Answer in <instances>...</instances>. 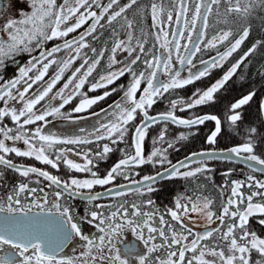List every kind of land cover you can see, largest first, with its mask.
Listing matches in <instances>:
<instances>
[{
    "label": "snow or ice",
    "instance_id": "6c2138e0",
    "mask_svg": "<svg viewBox=\"0 0 264 264\" xmlns=\"http://www.w3.org/2000/svg\"><path fill=\"white\" fill-rule=\"evenodd\" d=\"M16 4L26 8L16 9ZM8 7L17 14L3 15L5 8L0 5V181L7 172L22 179L0 199V264H264V237L250 223L257 217L256 223L264 229V181L252 175L246 181L229 180L235 171L229 169L221 173L224 183L216 186L217 204L203 195L206 184L200 181L214 182V170L201 158L218 157L209 151L192 152L174 163L169 150L178 152L177 145L193 133L182 131L166 139L169 122L188 129L214 122V130L206 138L209 145L217 143L225 124L230 132L239 134L243 108L256 96L255 90L231 102L224 121L215 114L180 118L176 112L214 104L216 94L245 61L264 49V16L258 14L264 12V0H150L149 4L141 0H9ZM149 17L151 25L146 30ZM253 19L260 21V38L221 78L206 89H196L187 101L171 99L168 110L149 114L165 94L224 68L249 39ZM173 24L179 27L172 30ZM210 27L214 29L211 37ZM150 38L154 42L146 47ZM182 40L187 42L181 44ZM49 42H53L51 47ZM212 50L216 54L201 59L198 67L194 62L197 54ZM25 55L28 59L21 63ZM177 62L181 69L176 68ZM8 67L16 72L5 79ZM126 76L130 77L126 85L118 83ZM100 89L104 90L101 94L89 95ZM117 92H122L119 99L91 113L97 117L96 126L86 137L62 138L45 133L38 124L50 123V117L73 120V113L87 112ZM78 96L79 103L71 112L62 111ZM42 101L46 104L41 111L37 106ZM259 108L264 117V99ZM162 122L166 126L152 138V149L146 153L150 129ZM258 135V128L248 125L244 143L222 158L235 156L255 162L264 171V158L255 152ZM93 144L95 151L57 147ZM121 144L126 146L121 148ZM115 152L120 158L102 175L100 164ZM14 157L35 160L56 171L63 165L68 176L61 178L34 164L18 163ZM193 164L197 166L193 168ZM146 165L161 170L141 175L139 169ZM41 178L47 182L44 187L30 186L40 185ZM118 178L128 183L118 184ZM176 179L191 182V187L161 210L151 194L160 191L161 182ZM97 186L104 192L95 191ZM105 193L123 199L101 203ZM76 198L84 201L82 214L69 204ZM126 233L134 239L124 241Z\"/></svg>",
    "mask_w": 264,
    "mask_h": 264
},
{
    "label": "trees",
    "instance_id": "16d2710c",
    "mask_svg": "<svg viewBox=\"0 0 264 264\" xmlns=\"http://www.w3.org/2000/svg\"><path fill=\"white\" fill-rule=\"evenodd\" d=\"M60 2V0H58ZM124 2V0H122ZM143 4H149L150 0H141ZM223 7V6H222ZM261 16H264V12L258 13ZM131 11L129 12V17L131 18ZM214 19V18H213ZM212 23V20H210V24ZM252 23V32L250 34V37L248 40L245 41V43L242 45L241 49L233 55L232 58L225 64L224 68L222 69H215L213 70L211 76L203 78L200 81H196L192 85H188L183 89L175 90V92L170 94H165V98L160 99L157 101V103L153 106V108L149 109L150 115H157L160 112H164L168 110L169 108V100L171 99H184L188 100L191 98L192 93L196 91V89H206L209 87L212 83H214L217 79L221 78L223 73L230 67L231 63H234L235 60H237L241 55H243L244 51H246L251 44L258 38H260V29L258 27L260 21L257 19L251 20ZM151 20L150 17L147 19L144 27L146 30L150 28ZM175 24L172 25V30L176 29ZM223 27V25H221ZM214 34V29L209 28L208 29V36L211 37V35ZM74 35V34H73ZM195 36V34H194ZM107 38V36L105 37ZM171 39V37H169ZM154 41L150 38L149 44L146 47H151V44ZM186 40H182L181 44L186 43ZM53 42H49L47 45L48 47L52 46ZM99 47V45H96ZM220 50H223V46H221ZM215 50L198 53L197 56L194 58V62L198 65L199 61L201 59L207 60L210 56L215 55ZM118 58H121L118 54ZM28 57L25 55L20 58V62L24 63ZM79 61L77 62L78 66ZM106 63V61L104 62ZM55 67V66H54ZM103 67H101L100 71H103ZM52 69L49 70V75L52 74ZM16 69L14 67H8L5 70V79L10 78L15 75ZM261 72H264V49H259L255 54L250 56L248 60L245 61V64L241 66V68L238 70V73L236 76L233 77L231 81L226 85L225 89L221 90L219 93L216 94V102L211 105H204V106H198L193 109H188L186 111H177L176 115L180 118H192L195 115H202V114H215L218 117L221 118L222 121L225 120V113L227 112V107L231 102H234L236 99L240 98L242 95L247 94L250 91L255 90L256 96L253 98V100L250 102L249 105L244 106L243 108V114H244V123L240 125V131L239 134H235L230 132L227 129V126L225 124L224 130L222 131L221 135L217 138V143L215 145H209L206 143V138L210 134L212 130H214V122L208 121L204 125L195 126L192 129H188L183 126H176L172 125L170 122L167 124L168 127V135L166 139L171 140L173 137L178 135L180 132L185 133H193L189 136V139L187 141H183L180 144L177 145L179 148L178 152H174L172 150H169L170 156L169 158L175 163L177 160L183 159L185 156L189 155L192 152H201V151H228L232 147L238 146L242 143H244V129L248 125H254L258 128L259 135L256 137L255 142L257 144V147L255 149V152L258 156L261 158H264V139H261V137H264V117L261 116L260 113V102L262 99H264V76L261 75ZM67 75V74H66ZM96 74H94L95 76ZM243 76V79L240 77ZM48 77H45L47 79ZM92 79V78H90ZM130 80V77H124L121 78L118 83L120 84H127ZM63 80L60 82V84L57 85V89L62 86ZM115 86V85H113ZM36 87V86H34ZM88 85L85 86V89L83 91L87 90ZM56 91V89H54ZM103 89L98 90L95 93H89L90 96L99 95L103 92ZM122 95V92H117L113 94L111 97L106 99L105 101H101L98 105L93 106L91 109H89L87 112L84 113H73V120H77L76 117L83 116V117H89L92 116V112H99L101 108H106L109 104H112L113 101L119 99V97ZM81 97H76L70 105H66L65 109L62 111L71 112V109L74 105L79 103V99ZM11 103V102H10ZM46 104V101H42L41 105H38L37 108L41 111L43 110V105ZM0 106H3L2 103H0ZM103 116V114H101ZM97 118V117H96ZM95 119V118H94ZM51 121L50 123L44 124L43 122H38L41 126L47 125L51 126L53 125V122H64L66 120L60 119V118H49ZM71 121V120H70ZM6 124H9L11 126L10 120H5ZM166 125L162 122L158 126H153L149 131V136L145 141V152L148 153L152 149V138L157 136L159 130ZM34 127V126H29ZM59 132V131H58ZM56 132V133H58ZM60 133V132H59ZM103 143V142H101ZM125 144L119 145V147L123 148L125 147ZM166 147V145H164ZM57 147L61 148H72L74 150H87L88 148H92L95 151V145H81V146H75V145H58ZM120 153L115 152L110 155V158L106 161L100 164V172L103 175L105 171L110 168L117 160L120 158ZM15 161L18 163L28 164V165H35L40 168H44L46 170H49L52 172V174L58 175L61 178H67L68 173L67 170L64 168L63 165H61V168L59 171H56L54 169H51L50 166L42 165L39 162H36L35 160H30L27 158H19L14 157ZM208 166L213 169L214 171L211 173L213 176V181H204L201 180L200 183L206 184V190L203 192V195H207L212 197L216 200L217 204H219L220 201V195L219 190L217 189V185H221L224 183V177L221 175V173L228 171L229 169H235V171L232 172L231 176L229 177V180H243L246 181L247 176L252 175L257 180L264 181V174H261L259 172L253 171L247 167H244L238 163L235 162H229L224 160H206ZM193 168L196 167V164L191 165ZM161 169L159 167L153 168L151 166H144L142 169H139L141 175L144 174H150L154 173L155 171H160ZM73 175L84 177L87 174L82 173H73ZM35 178V177H34ZM138 179L139 177H134ZM22 178H20L18 175L7 172L5 174L4 180L0 181L3 186H0L3 190L6 189V186L10 189L11 186L15 185L18 181H20ZM42 180V178H41ZM46 181L42 180L41 187H44L46 185ZM118 184H127L128 181L123 180L122 178H118L116 181ZM1 184V185H2ZM32 187H39V185L32 184L30 185ZM4 187V188H3ZM108 187V186H106ZM158 187L160 188V191L152 193V198L156 201L157 206L163 210L164 206H172L173 204V198L177 194L184 193L186 191V188L191 187V182H186L183 180H165L161 182ZM103 188L97 186L95 191H101ZM52 190H49V192ZM244 191L247 193L248 189H244ZM188 195H192L191 191H188ZM228 193L226 192L225 195ZM49 198H51V195H49ZM123 197L119 198H113L111 196L102 198L100 201L101 203H117L119 200H122ZM69 204H71L74 208V210L80 214L84 211V201L83 200H70ZM257 217H253L250 220V223L252 227L262 236L264 237V229L260 228V226L256 223Z\"/></svg>",
    "mask_w": 264,
    "mask_h": 264
},
{
    "label": "rangeland",
    "instance_id": "374dc122",
    "mask_svg": "<svg viewBox=\"0 0 264 264\" xmlns=\"http://www.w3.org/2000/svg\"><path fill=\"white\" fill-rule=\"evenodd\" d=\"M9 4V0H3V7L5 8V12L3 15L5 16H12L15 17L16 16V11L11 8L8 7ZM16 9L19 8H26V5L24 4H16L15 5ZM0 23H3V19H0ZM75 35V34H74ZM201 67V65H200ZM176 68L179 69V64L178 62L176 63ZM182 75L186 76L187 72L182 70ZM161 79H163V77H160ZM53 105L58 104V101H52ZM95 118V119H94ZM96 121L97 118L95 116H89V117H85V119H77L75 120V122H73V120H66L64 122H53V125H43L42 127L44 128L45 133H54L57 135L56 132H58L60 135H63L65 138L67 137H76V136H80V137H86L88 135L89 132H91L94 128V126H96ZM83 128L85 131L81 132L80 129ZM62 137V138H64ZM18 146H22V145H18ZM70 158L76 160L77 162H83L81 160L80 157L75 156V155H71L70 154ZM198 221L202 222V218L199 216L195 217ZM218 223V222H217ZM212 227H216V225H212ZM197 231H203L202 228H198L196 229Z\"/></svg>",
    "mask_w": 264,
    "mask_h": 264
},
{
    "label": "water",
    "instance_id": "95a60500",
    "mask_svg": "<svg viewBox=\"0 0 264 264\" xmlns=\"http://www.w3.org/2000/svg\"><path fill=\"white\" fill-rule=\"evenodd\" d=\"M0 5H2V0H0ZM177 27H179L178 25H177ZM198 35V33H196V36ZM195 36V37H196ZM195 37H194V39H195ZM191 46V45H190ZM209 152H212V153H214V156L215 157H218V158H212V159H208V158H201V159H205V160H214V159H216V160H224V161H229V162H235V163H238V164H240V165H242V166H244V167H247V168H249V169H251V170H253V168H255L256 170V172H259V173H261V174H264V171H261L260 170V168H261V166H259V165H256L255 164V162H250V161H244L242 158H237V157H235V156H233V158L231 159V160H225V159H223L222 157H224V156H228V155H231L228 151H209ZM99 192H104V190L103 191H99ZM110 195H108V194H104L103 195V198H105V197H109ZM76 199H80V200H82L81 198H76Z\"/></svg>",
    "mask_w": 264,
    "mask_h": 264
},
{
    "label": "flooded vegetation",
    "instance_id": "af4514ba",
    "mask_svg": "<svg viewBox=\"0 0 264 264\" xmlns=\"http://www.w3.org/2000/svg\"><path fill=\"white\" fill-rule=\"evenodd\" d=\"M2 6H3V0H2ZM176 28H177V26H176ZM195 36H196V34H195ZM194 36V37H195ZM198 67H200V64H198L197 65ZM179 69H181V66L179 65ZM61 134V133H60ZM59 133H57V136H60V137H64L63 135H60ZM65 138V137H64ZM2 183L0 182V185H1ZM3 185V184H2ZM45 186V185H44ZM39 187H41V184L39 185ZM4 188V187H3ZM2 188H0V199H5L6 198V196L9 194V189H8V187L6 186V189L4 188L3 190H1ZM46 191H49V189H45ZM104 190V189H103ZM103 190H101V191H103ZM51 192V191H50ZM99 192V191H98ZM49 199H51V198H49ZM78 200H80V199H78ZM33 211H36L35 209H33ZM124 241H130V240H132V239H134V237L132 236V234L131 233H126L125 234V236L122 238ZM118 247H123V244L122 243H118V245H117ZM142 246V245H141ZM79 250H80V248H79V245L77 244L76 245V252L78 253L79 252ZM66 251V253L68 254V255H73V252L70 250V249H66L65 250Z\"/></svg>",
    "mask_w": 264,
    "mask_h": 264
}]
</instances>
